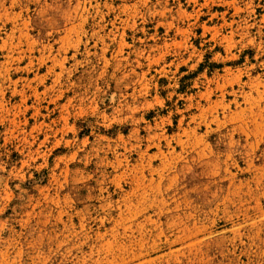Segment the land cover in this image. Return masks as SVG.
<instances>
[{
	"label": "rangeland",
	"instance_id": "rangeland-1",
	"mask_svg": "<svg viewBox=\"0 0 264 264\" xmlns=\"http://www.w3.org/2000/svg\"><path fill=\"white\" fill-rule=\"evenodd\" d=\"M0 264H264V0H0Z\"/></svg>",
	"mask_w": 264,
	"mask_h": 264
}]
</instances>
